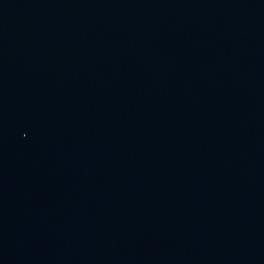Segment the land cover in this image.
<instances>
[{"label":"water","instance_id":"obj_1","mask_svg":"<svg viewBox=\"0 0 264 264\" xmlns=\"http://www.w3.org/2000/svg\"><path fill=\"white\" fill-rule=\"evenodd\" d=\"M0 264H264V0H0Z\"/></svg>","mask_w":264,"mask_h":264}]
</instances>
